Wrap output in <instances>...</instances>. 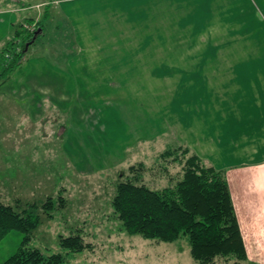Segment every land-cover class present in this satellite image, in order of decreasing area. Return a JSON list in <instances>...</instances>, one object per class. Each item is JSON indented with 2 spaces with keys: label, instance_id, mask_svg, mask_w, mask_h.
Returning <instances> with one entry per match:
<instances>
[{
  "label": "rangeland",
  "instance_id": "374dc122",
  "mask_svg": "<svg viewBox=\"0 0 264 264\" xmlns=\"http://www.w3.org/2000/svg\"><path fill=\"white\" fill-rule=\"evenodd\" d=\"M60 1L0 0V45L14 24L40 20L45 4L53 2L54 16L23 67L0 84V199L37 214L28 245L62 253L68 264H199L184 238L129 234L112 199L122 174L140 162L151 169L144 178L155 188L181 175L175 161L170 173L162 171L161 154L185 149L184 123L195 127L194 140L218 143L234 127L238 137L219 144L231 157L241 135H255L243 109L236 119L222 80L232 78L235 65L243 81H264V0H96L79 15ZM79 17L87 34L78 41L66 21ZM36 21L26 28L33 31ZM47 94L59 100H18ZM48 197L55 202L50 215L42 209ZM76 233L92 248L68 253L60 239ZM25 235L11 231L0 241V263Z\"/></svg>",
  "mask_w": 264,
  "mask_h": 264
},
{
  "label": "trees",
  "instance_id": "16d2710c",
  "mask_svg": "<svg viewBox=\"0 0 264 264\" xmlns=\"http://www.w3.org/2000/svg\"><path fill=\"white\" fill-rule=\"evenodd\" d=\"M19 3L26 6L25 2ZM52 3L45 4L40 20L30 17L17 27L14 24L13 36L0 45V84L11 72L23 67L31 44L46 35L48 23L54 18ZM35 21L37 27L33 31L26 28V24ZM66 24L73 35L72 25L68 20ZM62 25L57 22L58 28ZM179 150L168 149L161 154L166 164L162 171L166 175L172 162L182 164L181 175L172 176L168 185L155 188L145 182V171L151 169L143 162L130 166L128 173L122 174L124 178L117 183L112 199L117 218L131 235L139 234L157 242L186 239L191 256L199 264H216L220 258L226 263L231 260L233 264H241L248 255L226 171L208 165L197 154H191L188 147L180 155ZM54 206V198L48 197L42 209L50 215ZM30 207L38 208V205ZM29 210L19 212L0 199V241L11 231L26 234L18 249L0 264H68L62 253H48L28 245L27 233L40 223V217ZM60 240L71 254L92 248L79 233L62 236Z\"/></svg>",
  "mask_w": 264,
  "mask_h": 264
},
{
  "label": "crops",
  "instance_id": "0c3cea01",
  "mask_svg": "<svg viewBox=\"0 0 264 264\" xmlns=\"http://www.w3.org/2000/svg\"><path fill=\"white\" fill-rule=\"evenodd\" d=\"M55 1L60 0H54V2ZM86 1H88L86 7H91L92 5L95 7L97 3L96 0H62L60 1V5L67 4L63 7L68 9L66 11L67 13L71 12L74 13L73 15H79L81 11L83 12L81 9ZM69 9L72 10L70 11ZM78 23H82L80 17L72 20V26L75 30L76 38L79 41L86 39L85 35L87 32L84 29L80 31ZM198 50L200 51V49ZM82 51L83 49H81V52ZM76 54L77 53H74L73 57H75ZM76 60L78 61L75 57V61ZM86 65L85 63L80 64V66L83 67H86ZM191 66L192 65H190V67ZM243 80L244 79H242L240 75V70L236 69L235 65L232 70V78L227 81L222 80L224 85L225 83L229 85L227 97L233 98L232 104L234 110H232V104L231 110L236 116V119H243V109L249 121V126L255 130L254 136L249 137L250 134L241 135L243 138L239 141L237 149L234 148V145H231L233 148L232 157L228 155L227 151H222L219 144L221 143L222 137L228 141L238 137L234 127L231 138L230 136L225 138L226 135L224 131L220 133L219 143L213 138L208 142L204 137L194 140L193 131L195 127L192 125L189 126V122L183 124L182 131L184 132V143L186 147L195 151L200 158L206 160L208 165L226 171L230 193L248 255L247 260L243 261L241 264H244V262L248 264H264V81H262V79L251 80V78H249V80L245 79L246 81ZM16 86L20 85L16 84ZM36 86L37 85H34V87ZM27 87L29 88L30 86ZM42 91L41 95L44 91L48 92L47 86H44V91ZM41 95L37 96V98L31 97V95L22 96L18 100H20V102H25L27 105L36 104V102L43 105L45 102H49V100H52L51 102L54 103L55 101L53 100L59 98L49 97L48 94V97H43ZM224 95L226 94L224 93ZM8 98L13 99L11 95L8 96ZM28 107H30V110L34 109L31 108V106ZM39 109L42 110V107H39ZM225 117L226 116H223L222 119L224 120ZM42 118L43 117L35 121L39 122ZM202 126H204L203 123L201 127ZM232 143L234 144V140ZM224 264H226L225 261Z\"/></svg>",
  "mask_w": 264,
  "mask_h": 264
},
{
  "label": "water",
  "instance_id": "95a60500",
  "mask_svg": "<svg viewBox=\"0 0 264 264\" xmlns=\"http://www.w3.org/2000/svg\"><path fill=\"white\" fill-rule=\"evenodd\" d=\"M37 34H38V32L36 33V35H35L34 39L36 38Z\"/></svg>",
  "mask_w": 264,
  "mask_h": 264
}]
</instances>
